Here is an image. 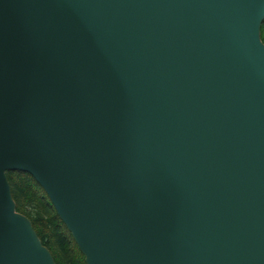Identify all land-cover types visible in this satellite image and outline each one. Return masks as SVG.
<instances>
[{"label":"water","instance_id":"1","mask_svg":"<svg viewBox=\"0 0 264 264\" xmlns=\"http://www.w3.org/2000/svg\"><path fill=\"white\" fill-rule=\"evenodd\" d=\"M264 0H0V264H264Z\"/></svg>","mask_w":264,"mask_h":264},{"label":"trees","instance_id":"2","mask_svg":"<svg viewBox=\"0 0 264 264\" xmlns=\"http://www.w3.org/2000/svg\"><path fill=\"white\" fill-rule=\"evenodd\" d=\"M264 41V21L261 27ZM17 210L28 216L57 264H86L71 232L61 220L48 194L35 178L23 171H8Z\"/></svg>","mask_w":264,"mask_h":264}]
</instances>
